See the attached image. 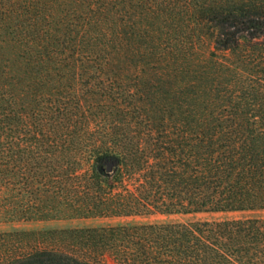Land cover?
I'll return each instance as SVG.
<instances>
[{
	"label": "trees",
	"instance_id": "obj_1",
	"mask_svg": "<svg viewBox=\"0 0 264 264\" xmlns=\"http://www.w3.org/2000/svg\"><path fill=\"white\" fill-rule=\"evenodd\" d=\"M138 7L141 11L133 19L129 13ZM147 16L154 25L158 18L177 19L169 31L181 37L174 44L172 36L161 55L173 57L184 81L192 75L198 92L191 86L182 102L171 106V133L162 125H148L149 132L154 127L170 138L149 143L147 188L137 196L115 194L111 184L117 179L107 171V163L128 173L130 167L144 169L145 158H137L132 141L124 143V158H119L113 150L119 142L115 129L110 130V147L103 138L97 140L100 130L85 127L87 117L72 122L73 112L80 109L77 96L70 94L62 102L61 94L50 92L48 99L43 93L35 99L33 91L47 81L62 86L63 80H76L79 70L88 82L106 76L107 65L126 55L129 33L132 38L147 33ZM193 38L211 42L207 57H200L187 41ZM105 96L112 116L115 99L109 92ZM70 123L74 130L66 137L61 133ZM35 179L48 182L55 192L40 197L34 208V217L41 219H48L45 213L51 211L44 204L58 198L70 203L72 217L85 218L264 210V0H0L2 220H24L16 185L26 181V193L33 196ZM64 233L96 240L103 251L108 245L117 257V240L136 246L133 237L146 239L147 255L137 246L132 260L123 255L125 264H264V227L258 221ZM94 263L45 250L4 264Z\"/></svg>",
	"mask_w": 264,
	"mask_h": 264
},
{
	"label": "rangeland",
	"instance_id": "obj_2",
	"mask_svg": "<svg viewBox=\"0 0 264 264\" xmlns=\"http://www.w3.org/2000/svg\"><path fill=\"white\" fill-rule=\"evenodd\" d=\"M138 10L141 11L138 7L134 10L135 12L131 11L132 13H129L134 14L133 19H136ZM147 10L150 9L147 8ZM149 20L147 16V27L145 29L147 33L144 35L139 34V37L134 36L132 38V34L129 33L130 38L125 39L126 43L130 41L129 49L126 47L128 49L126 50V55L120 56L107 65V69L104 71L106 76L88 82L89 80L80 77L81 73L85 72L79 70L78 72L76 71L79 76L76 80H63L62 86L59 83H54L53 85V83L47 81L44 83L45 86L40 84L36 89L37 91H33L35 99L41 93L48 99L50 92L61 94L62 102H67L66 97H69L70 94L77 96L80 109L77 114L73 112L72 122H76L78 116L81 118L87 117L88 119L85 120L86 123L84 124L85 127H88L91 131L100 130L97 140L103 138L101 141L105 145L111 140L110 130L115 129L117 132L116 139L119 142L117 143L118 148L113 150L119 158H124L123 154H121L124 143L128 140L129 142L132 141L137 158H140V160L145 158V165L141 167L144 169L137 172V170L135 171L134 168L130 167L128 168L130 170L128 173L124 167H120L118 170H112L111 167L110 173L112 172V176L117 179L111 184L115 194L126 193L137 196L141 188H147L146 178L149 166V163L147 164V155L150 152L147 148H149V143L153 144L151 140L155 139L170 138V136L158 134V129L154 127L149 132L148 125L155 124L157 128L158 125H160V128L162 125L167 127L169 129L168 132L171 133L173 123L171 118L173 116L170 115L171 106L176 101L182 102V98L191 90L189 89L191 86H194L193 90L198 92L196 79L190 75L184 81L183 73L180 72L178 63L176 65L173 63V57L166 53L161 55L164 49L169 48L173 37L177 39L174 44L181 37L179 33L173 36L174 34L169 31L171 30L170 26L175 27L177 25V19L173 22L171 19L165 18L163 20L158 18L155 25L153 21L150 22ZM187 41L194 43L193 46H196L194 50L200 52V57H207L209 52L212 51L213 45L209 40L205 39L203 43H199L196 38ZM141 52H143L142 55ZM179 61L180 59L177 62ZM79 65L80 63L76 66L79 68ZM175 66L176 70L173 69ZM90 73L99 74V72ZM91 85L92 87L90 88L89 86ZM56 87L59 88L55 89ZM53 90H61V93ZM107 92L113 95L115 99L113 101L116 103V105H113L115 109L111 113L112 116H108L111 104L105 99ZM28 93L30 94V91ZM38 99H43V97ZM22 118L26 121L27 116L22 114ZM176 118L180 119V117ZM72 125L73 123H70V126H67L69 128L67 131H64L63 128L61 134L67 137L68 132L74 130ZM79 132L80 138H83V132L81 130ZM22 134L21 138L23 141L21 144L25 147L27 145L25 142L26 136L24 133ZM76 136L78 137V133ZM171 138L175 139L176 137ZM107 146L113 147L110 144ZM166 147L164 145L155 146V148L159 149ZM21 172L25 173L23 170ZM26 184V181L21 180L16 185L24 220L9 221L0 218V264L32 252L45 250L60 252L82 259L89 258L95 262L94 264H125L121 262L123 255H127L132 260L134 258L132 253L136 251L137 246L143 248L145 255H147V240L142 239L140 236L133 237L131 241L133 244H137L136 246H132L130 242L121 243V239L117 240L116 247L119 254L117 257V253L113 250L111 251L108 245H103L106 248L103 251L101 245L95 246L96 240L87 241L78 238L76 235L64 233V231L68 230L128 228L148 225H189L225 221H258L260 226L264 227V210L173 215L153 214L131 217H72L69 211L70 203L63 201L61 198H58L57 202L53 203L52 200L51 203L47 202L44 204L47 211H51L45 213L49 216L48 219H41L34 217V208L38 206L40 197L54 196L55 192L49 187L48 182H40L35 179L32 184L34 193L33 196H30L26 193ZM46 191L49 194H45L44 192ZM49 232L54 233L50 234ZM126 243L131 246L126 245ZM260 246L264 250V242H261ZM128 247L131 248L128 249Z\"/></svg>",
	"mask_w": 264,
	"mask_h": 264
},
{
	"label": "water",
	"instance_id": "obj_3",
	"mask_svg": "<svg viewBox=\"0 0 264 264\" xmlns=\"http://www.w3.org/2000/svg\"><path fill=\"white\" fill-rule=\"evenodd\" d=\"M107 171H110L111 167L113 166V163L109 162L107 163Z\"/></svg>",
	"mask_w": 264,
	"mask_h": 264
}]
</instances>
